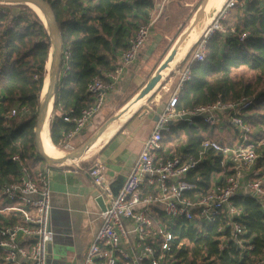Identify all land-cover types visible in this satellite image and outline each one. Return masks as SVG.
Listing matches in <instances>:
<instances>
[{"label": "trees", "instance_id": "1", "mask_svg": "<svg viewBox=\"0 0 264 264\" xmlns=\"http://www.w3.org/2000/svg\"><path fill=\"white\" fill-rule=\"evenodd\" d=\"M42 1L48 3L54 14L62 44L49 124L51 143L61 149L62 139L73 129V124L64 122V117L78 116L93 103V97L86 93L88 83L96 77L107 81L105 74L113 70L137 29L150 22L155 8L152 0ZM14 9L18 12L14 13ZM40 18L27 5L0 4V183L15 182L20 175L19 163L12 160L13 156L17 155L33 174L40 170L41 163L45 164L34 143L35 116L50 50L48 33ZM224 25L234 33L225 38L215 33L208 39L205 58L193 64L190 80L180 90L175 108L186 110L210 104L218 96L224 102L249 98L252 103L243 119L252 128L254 139H264V0L232 9ZM240 34H246L244 42L239 41ZM66 49L68 60L63 55ZM22 108L27 109L24 115ZM13 109L17 110L16 115L8 117ZM169 135L174 137L173 141L179 142L182 138L181 142H185L175 154L183 159L196 157L205 139L229 146L237 141L232 125L210 127L200 120L190 126L173 123ZM165 141L171 142L170 138ZM257 151L261 156L252 178L264 181V148ZM220 161L218 153L208 151L207 158L189 175V178L201 177L196 184L198 195L221 185L230 174L227 168L220 167ZM258 170L261 173L255 175ZM233 204L243 210L240 222L245 234L242 238L245 246H252L250 251L237 249L232 242L220 250L218 221L195 223L178 219L168 224L174 236L169 264H254L258 261L264 254V210L250 197H236ZM13 206L14 203L0 195V210ZM18 219L14 212L0 213V226L13 225ZM155 219L156 226L164 222L161 215ZM0 264H5L1 258Z\"/></svg>", "mask_w": 264, "mask_h": 264}, {"label": "built area", "instance_id": "2", "mask_svg": "<svg viewBox=\"0 0 264 264\" xmlns=\"http://www.w3.org/2000/svg\"><path fill=\"white\" fill-rule=\"evenodd\" d=\"M152 1L156 4L158 0ZM253 1L263 0H226L191 47L189 60L182 68L171 69L172 75L162 88L169 94L167 103L158 114L151 133L142 142L118 191H112L102 163L95 162L87 171L93 187L104 201L105 210L99 214L101 225L86 251L83 264H169L174 236L168 224L178 219L195 223L218 221L220 250L228 242L237 249H252V246L244 245L242 238L245 234L240 222L243 210L233 204L236 197H250L264 210V181L252 178L256 161L261 156L257 150L264 148V139H254L252 128L243 119L251 99L241 97L224 102L218 96L213 103L191 109L176 110L175 107L180 90L190 80L193 64L205 58L208 39L215 33L224 38L233 34L234 30L229 31L224 25L231 10L242 9ZM153 24L154 20H150L137 29L113 70L105 74L107 81L96 77L88 83L86 93L93 97V103L82 109L78 116L64 117V122L72 123L73 129L62 139L63 153L74 151L72 139L102 110L106 94L114 88L126 68L136 61L151 35ZM238 38L244 42L246 34H240ZM63 55L68 60L69 50H64ZM171 82L174 86L169 89L167 86ZM16 112V109L11 110L8 117H14ZM26 112L27 109H21L23 115ZM173 120L188 126L195 120L210 127L230 124L236 130L237 141L229 146L205 139L196 157L159 158L163 135L169 131V123ZM211 150L221 156L220 167L227 168L230 174L221 185H215L205 195H198L196 184L201 177L193 175L191 179L189 175ZM12 160L19 163L20 175L15 182L0 183V195L14 206L0 210V213L14 212L19 219L13 225L0 226V258L5 264H48L49 248L53 243L50 167L33 174L17 155ZM159 215L164 222L156 226L155 217ZM254 264H264V254Z\"/></svg>", "mask_w": 264, "mask_h": 264}, {"label": "crops", "instance_id": "3", "mask_svg": "<svg viewBox=\"0 0 264 264\" xmlns=\"http://www.w3.org/2000/svg\"><path fill=\"white\" fill-rule=\"evenodd\" d=\"M160 40L157 35L150 37L136 61L126 68L114 88L106 94L103 110L72 139L74 150L82 147L90 139L103 122L105 113L112 111L120 113V110L138 95L155 68L159 66H156L157 62L161 63L166 55L167 48L164 41L160 43ZM126 95L128 96L124 98ZM126 100L128 102L121 107V103ZM166 103L167 100L162 105ZM163 106L152 111L150 108L139 111V108L103 146L94 149L89 156L91 159L83 162L84 166L71 167L64 163L49 166L53 243L49 248L48 264H83L86 251L101 225L99 216L101 210L96 202L99 193L93 187L87 171L95 162L102 163L107 177L110 178L112 191L116 193L136 160L142 142L151 133ZM177 122L182 123L173 120L169 126ZM163 136L162 147L158 152L159 158L172 156L171 154L176 152L174 150H177L176 147L175 149L172 147L176 141H173L174 137L169 135V131ZM165 138H170L171 142L165 141ZM184 143L181 142L178 148ZM89 157L86 156L84 159ZM46 166L44 164L41 169ZM25 247L28 248L27 245Z\"/></svg>", "mask_w": 264, "mask_h": 264}, {"label": "water", "instance_id": "4", "mask_svg": "<svg viewBox=\"0 0 264 264\" xmlns=\"http://www.w3.org/2000/svg\"><path fill=\"white\" fill-rule=\"evenodd\" d=\"M211 1L212 0H203L201 5L195 12L192 22L190 23L188 28L185 29L181 33V35L176 39V41L173 43L172 47L166 53L163 60L161 61L159 66L156 68L152 76L149 78L147 83L144 85V87L141 89L138 95L135 96L132 105H134L139 100L143 99L147 94H149L158 85V83L164 78L165 74L168 73L170 68L174 66L178 58L179 52L185 46L186 41L199 31V26H200L199 24H200L201 18L203 14L205 13V11L207 10ZM0 4L2 5H27L30 9H32L31 8L32 6L37 8L44 18V20H42L41 18L40 19L43 21L45 25V28L47 30L48 37L50 40V50H49V57H48V60L50 61H49L48 68L45 67L46 75H45L44 83H43V88H44L45 79H47V87H46L44 97L42 98L40 96L39 107L37 110V114L35 116L34 143H35V148H36L38 155L44 160L47 166L55 165L58 163L62 164L63 162L67 160L74 161V160L80 159L94 145V143L97 141L100 135L108 128V126L113 121L121 119L127 113V111L132 105H130V107L128 108L126 107L127 109L120 111V113H118L117 115H114L108 121H106L100 127V129L96 133H94L90 137V139L79 149H76L66 154L61 159H57V160L46 157L45 154L43 153V150L41 149L39 140H40V135H41V131L43 128V123L46 120L47 115H48L49 106L50 105L52 106L53 101H54L55 89H56L58 76H59L61 54H62V44H61V38L59 34V28H58L56 19L54 17V14L50 6L48 5V3L42 0H0ZM96 202L100 210L104 211L105 205H104V201L102 197L99 196Z\"/></svg>", "mask_w": 264, "mask_h": 264}, {"label": "rangeland", "instance_id": "5", "mask_svg": "<svg viewBox=\"0 0 264 264\" xmlns=\"http://www.w3.org/2000/svg\"><path fill=\"white\" fill-rule=\"evenodd\" d=\"M225 1L226 0H224L221 3V5L219 7V10H220V8L222 7V5L224 4ZM202 2H203V0H158L156 2V4H154V8L155 9L153 11V15H152V18H151V20H154V24H153L152 33L149 36L148 41L150 40V37L152 35L153 36H155V35L159 36L160 39H161L160 43H162V41H164L163 43H164V46H166V48H167V50H166V53H167L169 51V49L172 47L173 43L176 41V39L181 35V33L185 29L188 28V26L192 22L193 16L195 15V12L197 11V9L199 8V6L201 5ZM13 12L14 13L18 12V9H14ZM202 18L204 19V14H203ZM202 18H201V21L203 20ZM201 21H200V24H201ZM202 28H201V30H202ZM199 30H200V26H199ZM196 42L197 41H191L188 44V46L186 47V50H185L182 58L178 62H176L174 64V67L178 66L179 64H181L180 68H182L184 66V63L189 60L188 58H190V55H191V52H192L191 47ZM159 63L160 62H157L156 66H158ZM171 71L172 70H170L169 72H171ZM151 75H150V77H151ZM171 75L172 74L169 73L168 77H164L165 80L162 79L158 83V85L153 89L154 92L152 91V93L149 95V97H147L143 101V103L139 107L140 108L139 111H141L144 108H150L151 111L152 110H158V109H160L163 106L162 103L165 102L168 99L169 94L168 93L165 94L164 90L162 88L167 83L168 78ZM149 78H148V80H149ZM147 81H146V83H147ZM162 81H164V82H162ZM160 83H162V84H160ZM173 86H174V82H171L170 86H167V87H169V89H172ZM127 96L128 95H126L124 98H126ZM103 108H102V110H103ZM116 113H118V111H116V112L112 111V112H109V113H105L104 114V120L98 126V128L95 130V133L100 129V127L106 121H108ZM121 125H122V123H121ZM219 126H222V125H219ZM181 141H183L182 138L179 140V142L178 141L174 142L172 147L174 149H175V147L178 149V145L181 143ZM59 151H61L63 153L62 147H61V149H59ZM94 151L95 150L93 149L92 151L87 152L83 157H81L78 160H74V161H68L67 160V161H65L63 163H64V165H67V166L79 167V165L81 163L89 161L91 159V157H89V156ZM174 151H176V150H174ZM63 154H64L63 156H65L68 153L65 152ZM174 154H176V152ZM174 154H171V155L173 156ZM86 156H88L89 158H85L84 159V157H86ZM59 164H61V163L55 164V166H58ZM43 166H44V164L41 163L39 165V168L41 169ZM260 173H261V170L255 171V174H260Z\"/></svg>", "mask_w": 264, "mask_h": 264}, {"label": "bare ground", "instance_id": "6", "mask_svg": "<svg viewBox=\"0 0 264 264\" xmlns=\"http://www.w3.org/2000/svg\"><path fill=\"white\" fill-rule=\"evenodd\" d=\"M224 0H212L211 3L209 4L207 10L205 11L204 13V19L201 21V24H200V30L194 34L192 37H190L186 43H185V46L183 47V49L179 52V55H178V58L176 60V62H178L185 50H186V47L188 46V44L191 42V41H197L199 39V36L203 30V28L205 27L206 24L209 23V21L215 16V14L218 12L219 10V7L221 5V3L223 2ZM33 9V11L35 13H37L42 20H44L42 14L39 12V10L37 8H35L34 6L31 7ZM203 27V28H202ZM202 28V30H201ZM49 61L47 62L46 64V68H48L49 66ZM175 62V63H176ZM174 67V66H173ZM171 67L170 70L173 68ZM169 70V71H170ZM168 71V72H169ZM169 75L168 74H165L164 77H168ZM167 79V78H166ZM163 80H165V78H163ZM164 82V81H162ZM162 84V83H160ZM46 87H47V79H45V85H44V88H43V91H42V94H41V97L43 98L44 97V94H45V91H46ZM153 91V90H152ZM152 91L147 94L143 99L139 100L137 103H135L134 105L133 104V101H134V98L132 99V101L126 106L127 108L130 107V105H132L129 110L127 111V113L119 120H116V121H113L109 126L108 128L100 135V137L97 139V141L94 143V145L87 151V152H90L92 151L93 149L97 148V147H101L103 146L117 131L118 129L120 128L121 126V123H125L128 119H130L129 117L131 115H133L137 110L138 108L141 106V104L143 103V101L149 97V95L152 93ZM154 92V91H153ZM126 107L122 108L120 111L124 110V109H127ZM51 112H52V106L50 105L49 106V109H48V115H47V118L46 120L44 121L43 123V128H42V131H41V135H40V146H41V149L43 150V153L45 154L46 157L50 158V159H54V160H57V159H61L62 157H64L63 153L61 151H59V149H57L52 143H51V140H50V131H49V124H50V116H51Z\"/></svg>", "mask_w": 264, "mask_h": 264}]
</instances>
